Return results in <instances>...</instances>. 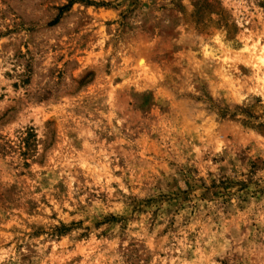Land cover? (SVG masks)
<instances>
[{
    "label": "rangeland",
    "instance_id": "rangeland-1",
    "mask_svg": "<svg viewBox=\"0 0 264 264\" xmlns=\"http://www.w3.org/2000/svg\"><path fill=\"white\" fill-rule=\"evenodd\" d=\"M0 264H264V0H0Z\"/></svg>",
    "mask_w": 264,
    "mask_h": 264
}]
</instances>
